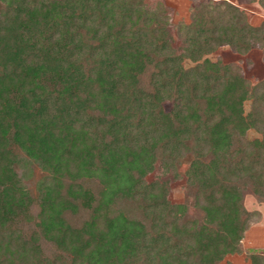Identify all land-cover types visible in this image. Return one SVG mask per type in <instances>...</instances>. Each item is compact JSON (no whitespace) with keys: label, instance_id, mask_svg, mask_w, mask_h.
Returning <instances> with one entry per match:
<instances>
[{"label":"trees","instance_id":"16d2710c","mask_svg":"<svg viewBox=\"0 0 264 264\" xmlns=\"http://www.w3.org/2000/svg\"><path fill=\"white\" fill-rule=\"evenodd\" d=\"M190 1L173 26L163 0H0V264L242 252L245 195L264 199V78L209 56L259 49L264 63V22ZM173 156L189 162L182 203Z\"/></svg>","mask_w":264,"mask_h":264},{"label":"rangeland","instance_id":"374dc122","mask_svg":"<svg viewBox=\"0 0 264 264\" xmlns=\"http://www.w3.org/2000/svg\"><path fill=\"white\" fill-rule=\"evenodd\" d=\"M163 2L171 11V22L173 26L180 21H189L190 0H163ZM237 4L248 11L249 22L252 25L258 26L264 22V10L258 5V3L251 4L247 1H241L239 3L238 0ZM173 26L172 32L174 36L177 37ZM209 58L211 60L221 59L226 63L235 62L239 64L243 68L245 77H247L252 83L264 78V63L262 61V52L259 49H254L248 55L241 56L232 52L228 47H222L215 53L211 54ZM187 65H190V63H187ZM249 104V102H246L245 104L246 111L249 109ZM165 106L167 110L171 107L169 103ZM248 136L253 138L258 137L259 134L256 131L251 130L248 132ZM173 159L182 178L171 183L169 198L173 203H182L185 200L186 180L184 173L189 166V162L179 156H173ZM244 205L248 211L254 214V217L245 234L242 244V252L239 254L228 255L225 259V261H229L232 264H249L246 257V250L249 248L264 253V199L260 200L252 193H247L244 198Z\"/></svg>","mask_w":264,"mask_h":264},{"label":"crops","instance_id":"0c3cea01","mask_svg":"<svg viewBox=\"0 0 264 264\" xmlns=\"http://www.w3.org/2000/svg\"><path fill=\"white\" fill-rule=\"evenodd\" d=\"M228 1H230V2H232V3H234V4H237L238 3V0H228ZM254 3H257V2H253V3H251V4H254ZM259 5V4H258ZM247 11V10H246ZM247 13H248V11H247ZM248 17H249V13H248ZM248 231V230H247ZM246 239V238H245ZM248 240V239H247ZM243 241H244V239H243ZM243 241H242V244H243ZM249 241V240H248ZM249 249H251V248H249ZM248 250V249H247ZM246 250V251H247ZM262 253V252H261ZM262 254H264V253H262ZM248 262H249V264H251L250 263V261L248 260Z\"/></svg>","mask_w":264,"mask_h":264}]
</instances>
